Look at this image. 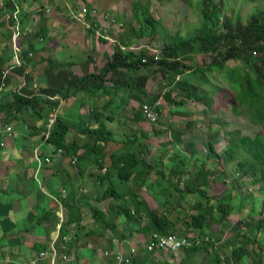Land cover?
Masks as SVG:
<instances>
[{
	"label": "trees",
	"instance_id": "obj_1",
	"mask_svg": "<svg viewBox=\"0 0 264 264\" xmlns=\"http://www.w3.org/2000/svg\"><path fill=\"white\" fill-rule=\"evenodd\" d=\"M149 2L150 0H146L145 4L140 1L133 3L135 16L142 21V26L135 30V35L138 39H153L155 35L161 34L163 46L157 61L155 51L150 54L145 49L137 52L131 47L126 50L127 45H115L112 54L106 61H100L94 72L77 76L66 70L56 74L50 71L49 83L54 88H41L36 93L31 85L33 77L30 73H25L27 64H32L33 67L36 64L29 57L30 53L38 50L35 40L47 41L49 29L44 25L33 34L25 23L29 13L20 14L13 0H6L0 8V28L9 26L5 31L6 36L12 38L16 26L19 25L22 42L25 44L27 41L28 44L22 54L24 64L16 67L7 80L11 87L18 79L21 81L25 77L27 85L19 93L10 90L9 93L0 95V112L5 114L1 123H9L25 110L33 111L40 127L37 122L30 128L39 137L42 132L39 139H35L31 133L33 143L37 145L44 142L46 146L44 153L40 154L41 167L45 166L44 160L47 157L51 161L59 158L58 166H54L52 172L64 171V160L67 161L66 166L73 170V173L65 172L67 179L58 188L60 191L50 190L57 198V206H61L63 215L57 216L56 210L46 209L41 219L51 231L57 230L59 226V237L54 243L57 263L63 264L70 258L72 248L84 231L90 232H87V236H94L96 240L104 238V233L108 232L118 242L127 239L123 235V231H127L129 235L132 232L131 238L136 235L147 237L144 246L139 252L136 251L138 254L131 253L127 256L122 251L119 252L125 260H129L128 264H139L138 258L150 261L151 254L158 258L165 253L158 249L148 251L153 235H175L180 240H186V245L176 254L167 253L182 254V264L197 258L199 264H244L246 261L249 264H264V199L261 198L259 210L253 204L252 216H237L247 208V197L254 201L253 196L264 190V133H257L254 137L242 136L239 130L225 133L220 119H209L203 122L207 125V136L199 141L206 144L210 157L202 158L194 150L197 143L194 146L190 144V132H195L201 122L180 119L179 123L184 125V132L176 130V126L171 123V119L175 117L189 115L178 108H187L190 103L202 104L208 112L213 111V100L202 86L208 83L206 74L211 76L216 72L235 91L234 112L240 115L245 112L254 124L264 125V8L259 7L260 11L251 15L244 24L241 20L236 21L235 17L224 16L223 8L218 5L217 0H200L203 27L194 36L190 33L191 38H186L179 33L170 36L161 21L153 17ZM46 8L44 5L40 11L44 12ZM16 12L20 19L15 17ZM90 12L91 9L88 8L86 16H90ZM7 15L9 18L3 20ZM93 23L88 31L91 34L95 33L99 25ZM99 40L106 42L101 37ZM121 41L125 44L123 38ZM201 56H211L212 60L209 64L204 62L203 66H198L195 58ZM9 62V57L4 54L0 56V85L3 71L8 69ZM232 62L235 63L234 67L230 66ZM15 75L16 78L13 77ZM147 87L155 90L158 95L148 94ZM161 91L163 99L172 106L166 131L160 129L165 119L163 108L158 105V100L162 98ZM81 92L98 95L99 98L110 97L103 106L108 108L115 104V107L112 110L108 108L107 113L89 107L85 110L87 121L73 122L71 118L58 116L48 133L47 125L51 115L47 114L41 119V111L45 108V105H41L47 103L50 112H54L61 102L72 99ZM119 100L124 107L131 100L138 105V110H135V105L128 107L133 111L131 122L136 130L129 129L126 118L117 113V109L121 107ZM145 107L159 115L156 124H152L144 115ZM241 108L244 112L239 111ZM150 125H155L151 133L148 131ZM73 134L88 139V142L79 145L71 140ZM225 136L230 138L223 155L219 157L216 155V147L222 144ZM160 137L172 139L158 145L159 149H150L152 138ZM57 150H61L59 155ZM157 152L161 153L159 158L155 157ZM211 156L216 161L210 165L208 160ZM221 161L224 162V169L226 167L224 171L219 169ZM235 161L238 170L232 171ZM88 166L96 167L100 171L96 177L93 174L87 177L95 179L101 185L95 190V198L85 195L80 199V186ZM105 169L107 171L103 174ZM220 182L229 183L230 188L221 198H217L213 193V185ZM257 184H261L259 190L254 188ZM122 185H133V188L120 192L117 187ZM144 193L154 196L158 208L165 210L170 207L171 210L163 213L151 210L142 198ZM237 198L242 201L239 206L234 205ZM107 200H112L113 205L108 209L103 206L106 214L90 205V202L102 205ZM111 210L115 212H110ZM256 212H259L260 217H255ZM233 216L238 217V221L229 229L230 218ZM90 219L94 224L86 227L85 223ZM229 230L232 233L229 244L232 246L229 254L221 257L215 244H219ZM110 246L113 248V244ZM104 256L111 259L109 256L112 255L105 253ZM249 258H252L251 262ZM114 259L116 262V255Z\"/></svg>",
	"mask_w": 264,
	"mask_h": 264
},
{
	"label": "rangeland",
	"instance_id": "obj_2",
	"mask_svg": "<svg viewBox=\"0 0 264 264\" xmlns=\"http://www.w3.org/2000/svg\"><path fill=\"white\" fill-rule=\"evenodd\" d=\"M6 0H0V8L3 7V4ZM23 0H18V2H22ZM136 1L142 2V4H145L146 0H28L27 6H29V15H28V20L25 22L29 27L31 28L33 34H36L37 29L41 28L42 26L48 24L49 26L52 27V22L49 23V20H58L60 19L61 22L63 20L68 21L70 24L74 25H79L80 24V34L75 35L73 38H70L72 34L74 33L73 31L70 32V34L65 35L68 36V39L65 41L64 40V47H59L57 51L55 49L51 48L47 52L44 50L43 54L40 52L35 53V58L37 61L40 62V67L36 68L35 70H29V73L33 77V81L37 80V83L41 85V78L44 69V66L48 65V60L46 64L41 61V57H51L54 58L55 60H65L68 61V56L71 54L73 61L75 62H85V57L84 53H91L92 48L96 50L95 55H98L97 51L100 52L101 54H105L106 58H108V54H112L115 45H120L124 46L127 45L126 47L128 48L131 47V49L137 50L139 52L140 50H147L148 53H153L154 51H160L162 46H163V40L161 38V34H157L154 36L153 39L147 38V37H142V39H138L135 35V30H139L142 26V21L139 20L135 16V11L133 9V3ZM200 0H150L149 6L151 13L153 17L157 20H160L162 25L166 28V31L170 36H175L176 34H182L183 37L186 38H191V34L193 33V36L196 34V31L203 26V18L201 15V10H200ZM31 2L33 5H31ZM218 5L222 6V11L224 16H230V17H235V20H241L242 23L246 24L248 20L250 19L251 15L256 14L257 12L260 11V8H264V0H217ZM46 6L47 8L45 9L44 12H41L42 6ZM83 7L90 8L91 9V15L90 16H81V14H84L82 9ZM260 7V8H259ZM27 9V7L25 6ZM28 10V9H27ZM20 11V10H19ZM96 11V13H94ZM87 15V14H86ZM47 16V17H46ZM73 16H76L78 19L73 20ZM19 19L21 18L20 15L18 14ZM109 17V19H107ZM9 18V15L4 16L3 20H7ZM2 20V21H3ZM26 20V19H25ZM48 20V21H46ZM72 21V22H71ZM93 22L99 24L98 27L95 29V33L91 34L89 33V27H93ZM69 26V25H67ZM9 26H2L0 28V43L5 42V45L0 44V56L7 54L9 56V52H12V56L10 61L13 58V50H14V44L13 40L11 41V37L6 36L5 31H7V28ZM64 29L62 25H55L53 30H54V35L53 31L50 34V36L55 37V38H61L64 35L62 33V30ZM69 29V27L67 28ZM84 31V32H83ZM5 33V35H4ZM192 36V37H193ZM102 38V40H105L106 42H101L98 41L99 38ZM121 38H123L122 43ZM36 39V38H33ZM19 41V39L17 40ZM37 42V40H35ZM100 42L102 43L101 46ZM108 42V43H107ZM28 47V44L26 42V45L24 44V48L26 49ZM71 49V50H70ZM60 50V51H59ZM84 54V55H83ZM92 57V56H91ZM34 58V57H33ZM212 60L211 56L208 57H196L195 61L197 62L198 66H203L204 62H209ZM66 63V62H65ZM90 63V61H89ZM235 63H230L231 67H234ZM96 66H94V69L96 70ZM148 73H151V70L148 71ZM214 74V76H212ZM45 75L47 73L45 72ZM212 75L206 74L208 83L202 86V89L206 93L209 94L211 99L213 100V111L208 112V110L203 106L202 104H193L190 103L187 108H178L182 110L184 113H188V116H182L180 115L179 117H175L171 119L172 125L176 126V130H180L181 132H184V125L182 126L179 121L182 118H185L190 121H196V122H201L195 129V132L191 130L190 135H191V141L190 144L194 146V144L197 143V146L194 147V150L198 154V156L205 158L207 156L210 157V153L208 151V147L206 144L204 145L202 142L199 140L203 137L207 136V125L203 124V122H207L209 119L212 118H217L220 119L223 123V131L226 133L228 131H234V130H239L242 134V136H250L254 137L257 133H264V125H256L254 124L250 118L247 116V114L244 112V110L241 108L239 111H243V114H236L233 110V105L236 104L234 95L235 91L231 89L229 84L225 82L222 79L221 74H217L216 72L212 73ZM16 78V75L13 76ZM23 78H21L22 82ZM20 84V79L17 80L16 86L18 87ZM197 84V83H196ZM39 89H34L33 92L36 93ZM148 94H154L156 93L155 90H149L148 87L146 88ZM167 92V91H165ZM85 93L81 92L76 95H74V99L69 102V99L67 101L61 102L60 107L57 108L54 112H50V108L47 105V103L42 104L41 106L45 105L44 111H41V119L44 118L47 114H53L55 118L58 116H61L63 118H71L73 122H77L79 120L81 121H87V115L85 113V110H87L89 107H94L98 109L102 113H107L108 108L112 110V108L115 107L114 105H111L108 108H105L103 105L106 102L105 100L108 97H101L99 98L98 95L94 96L91 95V97L85 98L84 96ZM140 95L142 93L139 92ZM157 94V93H156ZM87 95V94H86ZM158 95V94H157ZM173 97L175 94H172ZM160 96L162 97V100L159 101V105L163 108V121L161 124L162 130L166 131V129L169 127L167 124L169 117V112L170 106L163 98V91H161ZM84 97V98H82ZM45 99L47 98L46 96L44 97ZM176 99V98H174ZM121 107L117 109V113L121 117L126 118V125H128L129 129L136 130V126L133 125L132 121V116H133V111L128 108V107H134L136 104L133 102V100L129 101L128 105L124 107V104L122 103L121 100H119ZM37 110H40V107H37ZM135 110H138V105H135ZM23 114V115H22ZM21 115L25 123L29 126H34L33 124L38 122V119L34 118L33 111L25 110ZM19 115V116H20ZM37 116V115H36ZM40 119V120H41ZM122 122V121H121ZM147 122V121H146ZM148 123V122H147ZM2 123L0 127L5 126L7 124ZM16 125V124H14ZM37 125L40 127V123L38 122ZM142 125V124H141ZM11 126H13L11 124ZM148 131L151 133L153 130V127L155 125H150ZM217 127V126H216ZM216 127L215 130L217 129ZM15 128V127H14ZM25 128V127H24ZM24 128L18 127V131L20 133H25L27 130ZM30 129V128H29ZM138 129H141V126H138ZM27 133H29L27 131ZM33 134V137L35 139H39L42 135V132L39 135H37L36 132L33 130L30 131V134ZM75 133V131H74ZM225 140H223L222 144L216 147V155L219 157L223 155L224 152V147L226 146L227 142L229 141L230 136L226 138L224 137ZM151 145L152 147L150 149H159L157 146L161 145L163 143L170 142L171 139H166L164 138H152ZM31 140L33 141L32 137ZM75 140L79 145H83L86 142H88V139L82 138L81 136H78L77 134H73V139ZM41 143V142H40ZM38 143V144H40ZM148 141L146 142V145H148ZM37 144V145H38ZM90 144L92 142L90 141ZM30 147L27 150V154L30 152ZM31 155H33V152L31 151ZM161 156V153L157 152L155 155L156 158H159ZM188 156L191 157V155L188 153ZM216 161L213 156H211L210 160H208V163L211 165L213 162ZM67 161L64 160L63 166L65 167V170L61 172L60 174L55 175L54 183L61 184L63 181H65L66 174L65 172H72L71 168L66 166ZM233 168L231 169L232 171L237 169L238 170V165L237 162H233L232 164ZM50 168V169H49ZM45 170L47 174H51V167H45ZM219 169H224V162H220ZM226 170V167L225 169ZM223 170V171H224ZM222 171V172H223ZM86 175H91L93 174L94 177H96L100 171L96 167L93 166H88L86 169ZM231 172V171H230ZM153 177H155L154 174H152ZM261 187V184H257L254 186L256 190H259ZM133 188V185H122L118 186L117 189L120 192H126L127 190H131ZM228 188H230V184H224V182H220L217 185H213V193L217 198H221V195L225 193ZM145 199L149 202L150 207L153 210H157L160 213H163L166 210H171L170 207L164 209L158 208V202L149 193H144L143 194ZM244 197V196H243ZM254 197V201L247 197L245 199V203H247V208L243 209L244 211L239 212L238 209V217L241 218H247L249 216H252L251 213V208L253 204L255 205V208L257 210L260 209V204H261V198L264 199V190H261L257 192V194ZM234 203V201H233ZM242 204V201L240 198L235 199L234 205L239 206ZM107 205V204H105ZM257 213V212H256ZM256 213H253L256 214ZM259 213V212H258ZM257 213V214H258ZM255 217H260L258 214ZM238 217H231L230 218V223L228 228L231 229L234 224L238 221ZM216 228H214L215 230ZM181 231H183L181 229ZM232 237V233L229 230L227 233H225L222 237V241L218 244H215V249L218 251V253L221 255V257H226L231 249V246L229 244V240ZM144 246V245H143ZM74 259L71 257V261ZM250 262L252 261V258H249ZM70 260V258H68ZM204 261V260H200ZM116 264H119L116 261ZM185 264H194L192 261L187 260ZM244 264H249V261H246Z\"/></svg>",
	"mask_w": 264,
	"mask_h": 264
},
{
	"label": "crops",
	"instance_id": "obj_3",
	"mask_svg": "<svg viewBox=\"0 0 264 264\" xmlns=\"http://www.w3.org/2000/svg\"><path fill=\"white\" fill-rule=\"evenodd\" d=\"M13 1L16 4L17 9L20 10V14L29 13L30 8L27 6L28 0H23L22 2H18V0ZM31 5H33L32 2ZM25 6L28 10L25 8ZM50 22H52V27L48 24L45 25L49 29V39L43 42H36L38 49L36 53L40 52L43 54L44 50L47 52V50L49 51L51 48L57 51L59 47H64V40L66 41L68 39V36L65 35H68L71 31H73L74 33L72 36H70V38H73L75 35H79L81 32L80 24H70L65 20L61 22L60 19H52L49 20V23ZM55 25H62L64 28L61 29L62 33H64L62 39L50 36L52 31L54 35L53 28ZM68 27L69 29H67ZM12 40L13 37L11 41ZM22 41L23 39L21 37V40L19 41V47L23 52H25ZM0 44L4 45L5 42L3 41ZM100 44L103 46L101 42ZM8 52L9 56H7V54L4 56L9 57L10 60L12 52ZM83 53L85 54H83L85 57V62L73 61V59H70L72 58L71 54L67 58L70 62L62 59L55 60L51 57L42 56L41 61L46 64L48 60L49 63L47 66L43 67L44 74H42V78L40 80L41 85L37 83V80H34V82L31 83L32 88H54L53 85L49 83L50 81L48 73L50 71L56 74L61 70H66L73 72L74 75L83 76L85 72H94V66L99 65L100 61H106L105 54H101L97 51L98 55H95L96 50L94 48H92L91 53ZM106 54H108V57L110 56L109 53ZM32 58L35 60L36 64L35 67H33L32 64H27V73H29V70L32 72V70L40 67V62L35 58V53L32 54ZM45 72L47 75H45ZM16 83L9 87V89L11 90L15 88ZM6 93H9V91ZM84 96H86L85 98L87 99L88 97H91L90 94H84ZM74 98L75 97H73V99ZM73 99H69V102ZM108 99H110V97L105 100V103L109 101ZM4 117L5 114L0 112V126ZM7 124H12V127H15V137L13 140L9 141L8 147L0 148V264H47L46 261L40 258V252H50L51 246L56 243L59 237V226L57 230L51 231V229H48L46 225H44L41 219L43 218V212L46 209L56 210L57 216L61 217L63 215L61 212V206H57V198H55L50 191L51 189L59 190L58 188L61 184L56 185V183H54V179L56 174H60L63 171L58 173L52 172L53 167L58 166L57 162L59 158L54 159L50 164H45L44 167H38L33 155H31V151L33 152L35 148H38L40 154H42L44 153L46 146L44 145V142H41L38 145L33 143L34 140H31L30 134L31 128L25 123L21 116L15 117V119L11 120ZM5 126L0 127V142L2 141L1 133ZM18 127H25L26 129H24L29 133H27V131L25 133H20L17 129ZM29 147L30 152L27 154ZM45 167H51V171H49L51 174H45L47 173L45 170L50 169H45ZM106 171L107 170L105 169L102 171V173L105 174ZM81 185L82 186H80L81 190L79 194L80 199H82V197L85 195H90L95 198V190L101 184L97 183L95 179L88 178L85 172V177ZM92 197L91 200H93ZM142 198L147 202L149 208L153 210L150 207L149 202L145 199L144 195ZM80 201L82 202V200ZM85 203L86 202H83V204ZM90 205L103 210L106 214L107 212L104 210V207L105 209H108V207L113 204L112 200H107L102 205H98L95 202H90ZM110 209L111 208H109V210ZM110 212H115V210H111ZM93 224L94 221L90 219L85 223V226L89 227L93 226ZM134 230L136 231V228H134ZM87 232L88 231H84L79 235L76 246L72 248L70 260L67 259V261L63 264H116L114 258L117 253L122 251L124 255L130 256L134 251L136 255L138 254L136 251H140L145 240L147 239V237L144 238L141 235L134 236L135 234L133 235L134 238H131L132 232L129 235L127 231H123V235L127 237V239L123 242H118L116 239H113L111 234L108 232L104 233V238L96 240L94 236H87ZM110 244H113V248H111ZM105 253L112 255L109 256L111 259H106L104 256ZM71 257L74 258L72 261ZM137 262L139 264H182L183 256L182 254L169 255L167 253H162L158 258H156L151 254L150 261L138 258ZM192 263L199 264V258L193 260Z\"/></svg>",
	"mask_w": 264,
	"mask_h": 264
},
{
	"label": "built area",
	"instance_id": "obj_4",
	"mask_svg": "<svg viewBox=\"0 0 264 264\" xmlns=\"http://www.w3.org/2000/svg\"><path fill=\"white\" fill-rule=\"evenodd\" d=\"M82 11L84 14H81V16H83L85 18L86 14L88 12V8L83 7ZM94 13H96V11H94ZM90 15H91V12H90ZM17 16L18 15L16 12L15 17H17ZM73 18L78 19L76 16H73ZM107 19H109V17ZM15 31L16 32L13 36V44H14L13 58L9 62L8 69H5L3 71V81H2V84L0 85V95H2V94L4 95V94H6V92L10 91L8 81H7L9 79V76L12 74V71L16 67H20L21 65L24 64V60L22 58L23 51L19 47V41L21 40V37H22V32L20 30L19 25L16 26ZM18 39H19V41H17ZM155 54H156L155 60L157 61L159 59V51H155ZM29 57L31 58L32 54H29ZM145 61L146 60H144V62ZM25 74H27V72ZM26 85H27V81H26V78L24 77L22 82H20L19 86L15 87L11 90L13 92L19 93L22 91V89ZM143 112H144V115L147 117V119L150 122H152V124H156L158 122V119H159L158 114L151 112L147 107L144 108ZM55 119H56L55 116L53 114H51V116L49 118V124L47 125L48 133L51 130V127L54 124ZM48 133L46 134V137H47ZM14 137H15L14 128L11 125L7 124L1 133V139H2L1 146L6 147L9 144V141L13 140ZM57 152H58V154H60L61 150H57ZM33 158H34L35 162H37L38 167L42 166V159L40 157V151L38 148H35L33 150ZM44 162H45V164H50L51 160L47 157L44 160ZM186 243H187L186 240H183V239L180 240L175 235L168 236V237H160L159 235H153L152 236V243H150L148 245V251L152 252L154 249H158V250L164 251L165 253L176 254L183 246L186 245ZM50 253H52V254H50ZM132 253H135V252L133 251ZM40 258L42 260L46 261L47 264H58L57 263V252L55 250L54 244L51 246L50 252H47V251L41 252ZM116 261L119 264H128L129 263V260H125L121 253L116 254Z\"/></svg>",
	"mask_w": 264,
	"mask_h": 264
}]
</instances>
